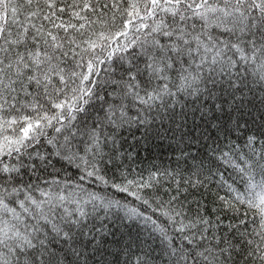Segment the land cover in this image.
Masks as SVG:
<instances>
[{
	"label": "snow or ice",
	"instance_id": "1",
	"mask_svg": "<svg viewBox=\"0 0 264 264\" xmlns=\"http://www.w3.org/2000/svg\"><path fill=\"white\" fill-rule=\"evenodd\" d=\"M0 264H264V0H0Z\"/></svg>",
	"mask_w": 264,
	"mask_h": 264
}]
</instances>
